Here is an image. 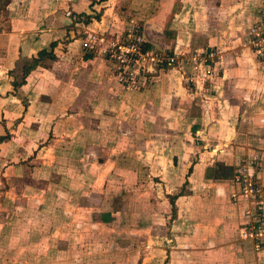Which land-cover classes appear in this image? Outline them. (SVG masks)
I'll return each instance as SVG.
<instances>
[{"label":"crops","instance_id":"crops-1","mask_svg":"<svg viewBox=\"0 0 264 264\" xmlns=\"http://www.w3.org/2000/svg\"><path fill=\"white\" fill-rule=\"evenodd\" d=\"M259 11L264 0H0V136L10 135L0 143L6 257H28L29 241L43 240L40 226L55 224L45 216L51 208L63 215L81 211L78 219L58 220L80 225L85 243L92 233L96 241L115 234L137 240L147 264H257L264 250L238 236L242 210L231 200L233 172L217 178L206 170L218 163L234 171L264 152V60L243 42ZM80 13L105 31L139 20L154 47L220 49L216 68L222 71L198 89L164 70L146 88L126 90L107 60L85 58L73 25ZM52 43L56 58L15 90L16 65ZM30 157L29 174H43L35 180L42 218L35 213L34 220L13 213L30 201L33 189L20 191L15 183L19 164ZM94 162L101 164L97 172L90 169ZM174 194L175 216L159 217L155 210L169 208L167 196ZM105 205L127 212L105 221ZM53 236L52 256L65 243L58 232Z\"/></svg>","mask_w":264,"mask_h":264},{"label":"rangeland","instance_id":"rangeland-1","mask_svg":"<svg viewBox=\"0 0 264 264\" xmlns=\"http://www.w3.org/2000/svg\"><path fill=\"white\" fill-rule=\"evenodd\" d=\"M259 12L260 15L258 16V20L251 22V24L244 29L243 42L253 50L257 58H259L260 60H264V33H263L264 12L262 11ZM91 15H93V18L96 20L100 19V12L99 13L95 12ZM73 19H74L73 25L75 26L74 28L75 36L79 39L83 54L92 55L90 57H93L94 55L101 56L102 58L107 60L111 65V70L113 75L115 76L114 78L116 79L117 83L120 84L126 90H141L143 88H146L149 85V83L153 81V77L157 74L159 75V73L163 72L164 70L175 71V73L177 72L179 74V77H184L183 83L186 86H188L190 89H198L190 79L191 77H195L196 75L195 70L193 68L194 63L191 60V58L195 55L205 58V62L202 61V65L205 66L206 64L210 68V73L208 74L207 77L219 76V73L222 71L221 69L216 68L217 59H219L218 51H220V49L214 48L213 49L214 55L210 58L207 57L206 50L192 49L185 51L183 50L174 51V50L165 49L160 45H156L154 47L148 42H146V38L144 37L143 32L141 33L142 22L139 20L134 21L133 23H130L129 26L120 28V30L117 31H110V30L105 31V30H100L97 27L92 28L91 16L86 13L76 14L73 17ZM44 26L46 27V25ZM136 33H140V37L142 39L141 41H143L145 45H148L146 48L152 47L153 49H157L155 52H157L162 57L175 56L176 61L173 63V65L165 66L163 69L156 68V70L152 72L151 75H147L148 77L150 76V78L144 84L139 83L138 86L136 87L137 82H134L131 83L129 87H127L125 84L119 81L117 77V69L118 66L120 65V62L118 60H115V62L109 61L107 59V54L104 52V50L107 49L108 47H113L116 49L119 44L120 45L127 44L128 41H132L135 36L139 35ZM63 42H67L66 37H64ZM84 43H90L92 45V48L84 46ZM260 46L263 49H261L260 53H257L256 50ZM94 115L96 114L94 113ZM47 135L50 137L51 133L48 132ZM8 138H10V135ZM80 141H82V139ZM34 157H30L24 162H21L19 164L18 172H17L18 178L15 180L16 188L19 189L20 186L26 185V186H30L33 189L31 195H28L25 192L23 193L22 191V194L28 195L30 197V201L28 204H26V201L24 200L22 204L23 205L22 208L18 212L16 210L13 211L14 216H18L25 219L27 217L32 220L36 219L35 213H40L37 212L38 204L36 202L37 199L36 195L38 192V190L36 189L37 188L36 185L38 186L39 184L36 183L35 180H36V176L43 175L38 170H34V169H33V173L29 174V170L32 169L35 163L27 162V161L33 160ZM100 165L101 164L94 162L93 165L90 167L91 171L94 170L95 172H97L100 168ZM211 169H213L211 171V174L213 175L219 174L220 177L222 178H229L233 172V168L225 167L222 164H218V163L215 164V166L211 167ZM2 188L3 185L1 186V189ZM19 190L21 191V189ZM142 196L145 197L147 196V194ZM22 198L23 197L15 198V199L19 200ZM7 202H9L8 198H7ZM2 204H4V200L2 201ZM111 206L114 207V204H111ZM105 207L103 208L104 210H100V213L106 215L108 214L107 215L108 220H110L111 217L112 219L121 218V215L127 212V210L124 209H111L112 207L108 208L107 205H105ZM78 212L80 213L81 211ZM78 212L76 214L70 215L71 212L68 211V215H63L60 211H53L51 208L49 210H46L45 211L46 218L48 220H51V218L54 217L56 219L55 224L52 226H45V225L40 226L43 235V240H40L41 237H39L40 239L38 241L36 240L29 241V243L27 244L29 255L25 259L12 258L10 261V259L6 257L7 249L4 243L3 234L1 232L0 264H19L20 260H24L25 264H147L148 257H146V252H143L144 247L142 246L141 248H139L140 244L138 243L137 240L134 241L133 243L132 242L128 243V241L117 240V237L122 238L123 235L115 234V235H107V239L105 240L100 239L99 241H96L94 237L99 238V236L96 233H92V236L90 237V239L93 237L91 243L88 242L85 243L83 242L84 241L83 235L82 234H81L82 236L79 235L80 231L82 230L80 225L71 224V225L63 226L59 224V220H58L59 217L62 218V217L71 216L77 219L80 218L81 214H79ZM151 212L153 213V211ZM155 212L158 213L159 217L166 216L167 213L171 215L170 207L168 208L166 206H160L157 210H155ZM109 214H111V216ZM38 217H40L39 219L42 218L41 213L39 214ZM93 217H95V215H93ZM34 225L29 226L30 228L29 230H31L30 232L36 231L37 226ZM122 229L119 228V231H123V232L126 231V227H123ZM57 232H58V237H61V239H63L65 243H61L59 249L54 251V256H52V252H53L52 250L53 249L55 250L56 248L54 247V245H56V242L54 243L52 242V239H55L53 234L56 235ZM37 249L39 251L41 250L44 251L43 257H37L35 255L34 251ZM257 260H258L257 264H264V256L258 257ZM208 264H212V263L208 262Z\"/></svg>","mask_w":264,"mask_h":264},{"label":"built area","instance_id":"built-area-1","mask_svg":"<svg viewBox=\"0 0 264 264\" xmlns=\"http://www.w3.org/2000/svg\"><path fill=\"white\" fill-rule=\"evenodd\" d=\"M136 34L139 35L127 44H119L116 49L108 47L104 50L109 61L120 62L117 77L127 87L134 82H137L136 87L139 83L144 84L150 78L147 75H151L156 68L163 69L176 61L175 56L162 57L155 52L157 49L144 48L140 33ZM84 46L92 48L90 43H84ZM213 49L206 51L207 57L211 58L214 55ZM261 49L263 48L260 46L256 52L260 53ZM191 60L196 75L190 79L196 87L203 88L211 78L207 77L210 68L206 64L202 65V61L205 62L203 57L195 55ZM231 181L235 185L231 200L242 210L238 236L241 240H249L256 251H261L264 249V152L239 164L233 171Z\"/></svg>","mask_w":264,"mask_h":264},{"label":"trees","instance_id":"trees-1","mask_svg":"<svg viewBox=\"0 0 264 264\" xmlns=\"http://www.w3.org/2000/svg\"><path fill=\"white\" fill-rule=\"evenodd\" d=\"M102 1V0H101ZM89 18V17H88ZM52 44H50V48L46 49L43 48L41 50H39L37 52V54L32 57L28 62L26 63H18L16 65V68L13 70V73L16 71V76L15 77H19V79L14 78V80L12 81V85L14 87V89L16 90L17 87L21 86L24 82H25V78L27 77V75L34 70L35 68H37L38 66H42L44 61L46 60H54L55 54L52 50ZM148 45L144 44V48L147 47ZM92 55H85V58H88ZM9 137L8 133L4 136H0V143L3 142L4 140H6ZM191 168H189L190 172ZM213 169H211L210 167L207 168L206 170V175L207 177H211L213 176V174H211V171ZM217 178H222L220 177L219 174L215 175ZM178 194H174V195H168V201H169V207H170V211H171V217L175 216L176 214V208H175V199L177 198ZM102 219H104L105 221H108V218L106 216H102Z\"/></svg>","mask_w":264,"mask_h":264}]
</instances>
